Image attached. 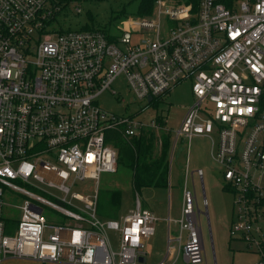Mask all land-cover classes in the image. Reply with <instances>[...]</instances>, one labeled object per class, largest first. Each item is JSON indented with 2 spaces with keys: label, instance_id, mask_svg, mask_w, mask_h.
Masks as SVG:
<instances>
[{
  "label": "built area",
  "instance_id": "obj_1",
  "mask_svg": "<svg viewBox=\"0 0 264 264\" xmlns=\"http://www.w3.org/2000/svg\"><path fill=\"white\" fill-rule=\"evenodd\" d=\"M62 10L60 0H0V262L140 264L152 211L136 201L119 219L96 212L99 175L117 167L106 132L131 136L149 124L96 103L123 75L147 102L191 81L175 138L210 137L236 205L229 235L254 245L252 264H264V0H155L149 15L109 32L62 29ZM87 179L94 190H76ZM181 196L182 257L201 264L192 187Z\"/></svg>",
  "mask_w": 264,
  "mask_h": 264
},
{
  "label": "rangeland",
  "instance_id": "obj_2",
  "mask_svg": "<svg viewBox=\"0 0 264 264\" xmlns=\"http://www.w3.org/2000/svg\"><path fill=\"white\" fill-rule=\"evenodd\" d=\"M129 1L127 11L122 13L111 24V29L127 25V18L133 15L132 11L137 7L138 0H77L70 2L56 16L55 25L62 29H77L85 24H90L91 19H95L97 24L107 22L112 8H118ZM78 6L80 11L77 13L74 7ZM111 89L115 93L111 92ZM171 90V91H170ZM160 101L157 108L150 107L146 99H136L129 90L123 75L117 76L97 97L96 103L105 111L117 116H129L132 121L148 122L155 116L156 112L163 111L165 125L172 129V137L177 129L183 111L192 101L191 81H183L171 88ZM199 141V142H198ZM209 142L197 140L196 137L178 138L174 147L171 161L173 164H180L187 168L202 170V179L194 174L189 185L195 194V208L200 210L199 223L202 232V262L201 264H252L258 260L260 255L254 245L246 246L243 239L231 237L229 235V226L236 218V205L233 204V195L222 188L219 175V166L213 161L208 152ZM197 175V176H196ZM98 187L100 196L106 197L109 189H119L122 193V201L117 208V214L125 213L129 206L134 203L131 189V173L125 168H118L113 172H101L98 178ZM94 186L91 179L85 180L76 190L85 192ZM174 188L171 189L172 195ZM149 191H146V195ZM107 202H104L106 205ZM172 207V216L175 214L177 203L173 196L170 199ZM113 210V207H111ZM206 209L208 219L203 214ZM166 206L164 205L163 214L157 213L154 233L146 238L144 243L146 252V261L140 264H159L166 255L168 244V229L166 222ZM112 218L111 216H106ZM209 223V226H208ZM256 225L264 233V213L256 220ZM210 229V230H209ZM170 237L177 235L176 225L171 224ZM184 238V237H183ZM172 245L177 247V241H171ZM176 247L173 254L177 251ZM171 258V257H170ZM170 258L167 262H170ZM0 264H42L38 261L27 258H8ZM58 264V263H49ZM174 264H183L181 255L175 260Z\"/></svg>",
  "mask_w": 264,
  "mask_h": 264
},
{
  "label": "trees",
  "instance_id": "obj_3",
  "mask_svg": "<svg viewBox=\"0 0 264 264\" xmlns=\"http://www.w3.org/2000/svg\"><path fill=\"white\" fill-rule=\"evenodd\" d=\"M77 0H60L62 8L66 7L70 2ZM155 0H138L137 7L132 11L133 15L145 17L149 15ZM192 1L194 4L197 0ZM127 1L118 8H112L107 22L97 24L95 19L90 20V24L81 26L83 29L101 30L109 32L112 22L122 13L127 11ZM163 96L153 97L147 104L150 107L157 108ZM155 121L159 125V129L155 130L152 126H143L140 128L138 135L129 137L122 136L119 130H112L107 139L117 147V165L128 168L132 173V188L139 191L144 186L166 187L167 170H168V149L170 145V132L163 129L165 124L163 111H157ZM118 131V132H117ZM224 188V187H223ZM224 190L230 191L228 188ZM100 196V194H99ZM104 202H107L104 205ZM120 202V192L116 189H109L106 197H99L98 213L105 216H115ZM264 204V201L258 205ZM113 207V210L111 209ZM260 251L264 257V240L260 241Z\"/></svg>",
  "mask_w": 264,
  "mask_h": 264
},
{
  "label": "crops",
  "instance_id": "obj_4",
  "mask_svg": "<svg viewBox=\"0 0 264 264\" xmlns=\"http://www.w3.org/2000/svg\"><path fill=\"white\" fill-rule=\"evenodd\" d=\"M169 92L167 94H169ZM190 103L191 102H188V104L186 105V107H185V109L183 111V114L181 116V119H182V117H183V115H184V113H185V111H186V109H187V107L189 106ZM154 117H153V119H151L150 121H148L149 124L148 125H145V126H147V127L148 126H152L155 130H157L160 127L156 123ZM181 119H180V121H181ZM153 124H156L157 127L153 126ZM163 129L168 130L170 132V138H169L170 139V145H169V149H168L167 185H166V187L144 186L139 191L136 192L132 188V173H131V171L128 168H125V169H127L131 173V189H132L133 198H134L133 205L132 206H129L127 208L126 212L129 209L133 208L134 205L136 204V201H137V202H139V204L141 205V207H144V208L149 209L157 217V215H156L157 213H160L161 215L163 214V208H164V205H165L166 206V213H165L166 214L165 215L166 217L165 218H166V222H167V229H168V234L169 235H168V244H167L166 255L162 259L161 262H163L164 264H174L175 260L179 257V255H181L182 263L183 264H187L183 260L182 251H181V247H182L183 241L185 240V234L179 230V227H178V224L176 222V219L180 215V208H181V202H182L181 193H182L183 184L185 183L186 185L190 186L189 185V180H192L194 174H197L196 171L198 169H200V168L191 169L190 170L189 168H187V167H189V166H187V163H186V165L184 167H182L178 163H176V165L172 163L171 157H172L173 150H174V147L176 146V143H177L178 139L175 138V131H174V136L172 137V129L171 128H168L165 124L163 125ZM111 131L112 130H108L106 132V141L109 144H111L113 146V148L115 149V151H116V158H117V156H118V150H117V147L112 143L113 139H112V141H108L107 140V139H111L113 137V136H111V138L108 137V135L110 134ZM119 132H120V134L122 136H125L122 133L121 130H119ZM139 133H140V129L134 135H138ZM127 137H129V136H127ZM192 137H196L197 140H200V139L201 140H204V139H206L209 142V144H208V152H209L210 157L212 158V155H211V139H210V137L209 136H205V135H198V136H192ZM182 138L184 139L185 137H182ZM186 139L188 140L189 138H186ZM117 167L118 168H123V167L118 166V165H117ZM117 167H116V169H117ZM219 175H220V179H221V172H219ZM199 178H200V180L202 179V170H201V176H199ZM221 184H222V179H221ZM172 188H174V191H173V193H172L171 196H173L174 201L177 203L176 211H174L175 214L173 216L171 215L172 214V207L170 205V199H171L170 194H171V189ZM222 188H223V185H222ZM93 190H94V188L92 186L89 189V191H87L85 193L92 192ZM116 190H119V189H116ZM79 191H82V190L79 189ZM146 191H149L150 192V195L149 194L146 195ZM225 191H227V190H225ZM82 192H84V191H82ZM119 192H120V202H119V205H120V203L122 201V193H121L120 190H119ZM227 192H230V191H227ZM99 194H100V189L98 187V181H97V209H96V212H97V215L100 218H102V219H119L122 215H124L126 213V212L125 213H120V214H117L116 213L115 216H111L112 218H108L105 215L99 214L98 213V201H99V197H100ZM232 222H233V220L231 221V223ZM172 223L174 225H176V232H177V235H175L174 238H171L170 237V233H169V232H171L170 230H171V224ZM231 223H230V225H231ZM262 234H263V237H264V233L263 232H262ZM145 241H146V239H145ZM145 241H144V243H145ZM171 241H177V247L175 245H172L170 243ZM246 246H247V244H246ZM144 247H145V245H144ZM175 247H176L177 251L175 252V254H173V250H174ZM144 249H143V257H144V262H145L146 259H147V257H146V252H144ZM169 258H170V262H167V260ZM254 261H256V260H254ZM139 263H141V262H139ZM58 264H65V263H58Z\"/></svg>",
  "mask_w": 264,
  "mask_h": 264
},
{
  "label": "water",
  "instance_id": "obj_5",
  "mask_svg": "<svg viewBox=\"0 0 264 264\" xmlns=\"http://www.w3.org/2000/svg\"><path fill=\"white\" fill-rule=\"evenodd\" d=\"M150 99V96L148 97V100ZM197 212H198V214H200L201 213V211L200 210H198L197 209ZM203 214L207 217V219H208V213H207V211H206V209L203 211ZM208 226H209V223H208ZM210 230V229H209ZM138 260L140 261V262H144V257L143 256H140L139 258H138Z\"/></svg>",
  "mask_w": 264,
  "mask_h": 264
}]
</instances>
